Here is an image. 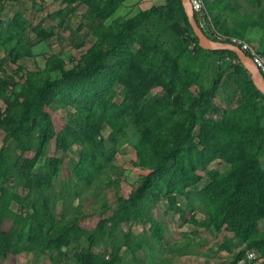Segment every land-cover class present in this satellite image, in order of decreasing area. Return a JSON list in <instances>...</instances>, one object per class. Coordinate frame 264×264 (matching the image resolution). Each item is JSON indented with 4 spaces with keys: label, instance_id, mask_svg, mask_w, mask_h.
<instances>
[{
    "label": "trees",
    "instance_id": "trees-1",
    "mask_svg": "<svg viewBox=\"0 0 264 264\" xmlns=\"http://www.w3.org/2000/svg\"><path fill=\"white\" fill-rule=\"evenodd\" d=\"M19 1L0 0V6ZM126 1L58 0L48 25L42 19L31 25L20 10L0 18V49L11 66L0 63V264L20 254L30 256V264L41 257L48 264H146L147 257L176 264L175 256L196 247L194 233L158 247L165 235L154 209L163 200V214L212 233L227 228L221 245L232 255L227 264L246 248L264 261V229L258 228L264 220V96L234 53L198 46L180 0H138L134 13L113 17ZM247 1L254 11L239 10L233 0H203L200 21L222 42L257 26L264 52V0ZM80 4L86 9L70 43L86 30L89 46L75 60L52 54L41 68L24 69L19 61L32 56L34 44L56 36L55 29L67 28ZM118 88L123 93L116 101ZM58 110L64 115L55 128L51 114ZM124 145L133 150L132 164L148 170L126 196L118 193L115 165ZM50 147L61 154L78 149L58 185L63 158L48 155ZM20 157L23 166L16 164ZM216 159L222 170L209 167ZM88 213L101 215L92 231L80 223ZM232 245L241 248L234 254ZM72 246L71 253H57Z\"/></svg>",
    "mask_w": 264,
    "mask_h": 264
},
{
    "label": "rangeland",
    "instance_id": "rangeland-1",
    "mask_svg": "<svg viewBox=\"0 0 264 264\" xmlns=\"http://www.w3.org/2000/svg\"><path fill=\"white\" fill-rule=\"evenodd\" d=\"M33 0H20L18 3H10L5 2L0 6V18L4 21L7 20L12 16V14L20 10L22 11L26 20L29 21L31 25H34L40 19L43 20V25L52 24L49 20L51 17L48 18V15L52 13V11L57 8L58 6L54 3H51L49 0H44L43 2H36L34 5L32 3ZM138 0H127L123 6L118 8L116 12L113 14V17L117 15H126L131 14L136 11V8H132L133 4H135ZM40 4L38 10L36 9V5ZM249 11V10H247ZM84 12L83 7L79 6L73 9V11L67 17V28L62 29H55V35L52 37L48 42H40L38 44H34L32 46V56L28 58H23L19 61V64L26 70H32L35 68H41L43 66V62L45 58L52 54H56L57 56L61 57L66 62L67 59L70 57L77 58L78 54L84 51L89 44L91 43V37L88 35L86 30H82L77 33V37L72 39L73 44L70 43V30H74L76 25L78 24L80 17L83 15ZM28 35H31V32L28 30ZM79 43L80 48L75 49L74 44ZM232 62V61H231ZM0 63L2 67L6 70H11V66L9 62L5 59L3 50L0 49ZM67 66H70L71 63H66ZM229 61H224L222 63V67L224 70L228 68ZM192 90H195V87H192ZM123 93L122 88H118L116 92L115 100L118 101ZM52 126L57 128L58 124L63 118L64 113L60 110L53 112L52 114ZM3 135V132H0V139ZM79 150H84L80 148ZM78 152L77 148H73L71 151H68L65 154H61L60 152L56 151L52 147L47 151L48 155H62L63 158V166L60 170L58 177L55 179V184L58 185L63 179L67 178L69 175V169L71 166V160L76 157ZM133 158V150L130 146L124 145L121 147L120 151L115 155V165L118 168V172L121 173L119 177V191L118 193L122 196H126L127 193L131 189L132 183L139 178L141 175H145L148 172L142 171L135 167L132 164ZM24 158L20 157L17 159L16 164L19 166L24 165ZM210 168H217L222 170L225 166L220 161H213L209 165ZM115 175H112L111 178H115ZM196 177L199 179V183L204 181V174L202 171L196 172ZM10 179L8 178L5 185H10ZM105 197H106V204L109 207H112L115 198L113 194L112 188H108L105 190ZM91 199L86 198L82 200V204L86 207L90 204ZM159 203L157 209H154L155 218L161 219L163 221L164 227V235L169 236L170 238L176 239L180 238L183 233H194V245L196 246L188 255L179 256L177 259L179 264H227L231 261L232 255L227 253L226 249L221 248L222 240L224 236L230 235V232L227 228H222L216 233L208 232L205 230H200L195 228L194 226L190 225L187 221H182L176 214H163V203ZM89 212V209L87 210ZM109 212V211H108ZM106 212V215L108 214ZM101 217L99 214H90L88 213L85 215L81 220V223L84 227L88 228L89 230H94L95 224L97 220ZM189 217L187 214L186 219ZM195 217L200 219L201 214L198 210H195ZM5 228L8 225H4ZM258 228L260 230L264 229V220L259 221ZM138 227H134L133 230L136 231ZM235 246V245H234ZM232 247L231 251L235 254L241 247ZM75 249L74 246L65 248H58L57 253L62 255L64 252L71 253ZM31 257L26 256L24 254L16 255V256H9L5 261L1 264H30ZM260 264H264V261L260 260ZM34 262V261H32ZM37 264H48V261L45 257H41L39 260L36 261ZM32 264V263H31Z\"/></svg>",
    "mask_w": 264,
    "mask_h": 264
},
{
    "label": "water",
    "instance_id": "water-1",
    "mask_svg": "<svg viewBox=\"0 0 264 264\" xmlns=\"http://www.w3.org/2000/svg\"><path fill=\"white\" fill-rule=\"evenodd\" d=\"M180 1L187 17V21L191 27V30L197 38L198 46L203 49L229 50L234 53L241 65L248 71L250 80L255 86V88L264 96V79L259 74L258 69L253 63L252 59L241 49H239L236 45H233L229 42L214 40L212 34L209 31V28L203 23L199 24L196 18L194 17L188 0Z\"/></svg>",
    "mask_w": 264,
    "mask_h": 264
},
{
    "label": "built area",
    "instance_id": "built-area-1",
    "mask_svg": "<svg viewBox=\"0 0 264 264\" xmlns=\"http://www.w3.org/2000/svg\"><path fill=\"white\" fill-rule=\"evenodd\" d=\"M188 2L193 14L196 15L198 19H200L204 9L203 0H188ZM229 43L236 45L252 59L253 63L258 69L259 74L264 79V52L259 51L255 44H252L239 37L230 36ZM214 161L219 160L216 159ZM260 260L259 254L255 249L246 248L244 250V254L240 258L234 260L232 264H251L252 262L260 263Z\"/></svg>",
    "mask_w": 264,
    "mask_h": 264
},
{
    "label": "crops",
    "instance_id": "crops-1",
    "mask_svg": "<svg viewBox=\"0 0 264 264\" xmlns=\"http://www.w3.org/2000/svg\"><path fill=\"white\" fill-rule=\"evenodd\" d=\"M51 3H54L56 4L57 6H60L59 3H58V0H49ZM144 1H156V0H144ZM236 2V6H238V9L239 10H250V11H254L256 9V6L255 5H252V4H249L247 0H233ZM232 5H233V2H231ZM83 7V10L85 11V7L83 5H76L74 6V8L76 7ZM199 24H202L200 19L197 20ZM260 35H261V30L257 27V26H248V29L244 35V37L242 39L252 43V44H255L259 50V43H258V40L260 38ZM260 51V50H259ZM142 171H147L148 170H142ZM159 203H162V201H160ZM159 204L157 205V208H158ZM82 221V220H81ZM81 223V222H80ZM81 225L84 227V225L81 223ZM86 228V227H85ZM88 229V228H86ZM89 230V229H88ZM91 231V230H90ZM179 240V238H176V239H173V238H170L169 236L165 235V240L163 242H161L158 247L160 249H163L165 248L168 244H172L173 242ZM169 254H165V257H168ZM176 259V264H179V261L177 260L179 257L178 256H175L174 257ZM146 264H159V261L157 259H154V258H151V257H147L146 259Z\"/></svg>",
    "mask_w": 264,
    "mask_h": 264
}]
</instances>
